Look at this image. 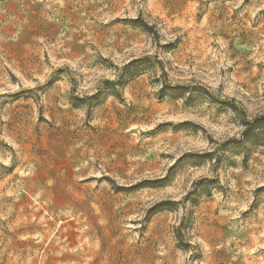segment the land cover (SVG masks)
Here are the masks:
<instances>
[{
  "label": "rangeland",
  "instance_id": "374dc122",
  "mask_svg": "<svg viewBox=\"0 0 264 264\" xmlns=\"http://www.w3.org/2000/svg\"><path fill=\"white\" fill-rule=\"evenodd\" d=\"M0 264H264V0H0Z\"/></svg>",
  "mask_w": 264,
  "mask_h": 264
}]
</instances>
